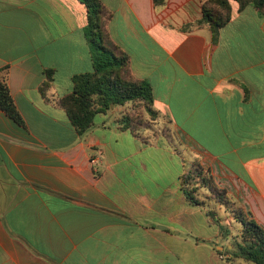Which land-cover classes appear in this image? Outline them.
Returning a JSON list of instances; mask_svg holds the SVG:
<instances>
[{
	"label": "crops",
	"instance_id": "0c3cea01",
	"mask_svg": "<svg viewBox=\"0 0 264 264\" xmlns=\"http://www.w3.org/2000/svg\"><path fill=\"white\" fill-rule=\"evenodd\" d=\"M99 1L168 136L119 127L118 104L79 133L38 85L50 68L46 95H61L92 69L84 4L0 0V69L22 120L0 109V264H193L210 238L192 232L205 202L180 187L194 160L264 227V15L232 1L212 41L189 24L201 0ZM210 242L206 258L226 264L214 249L228 234Z\"/></svg>",
	"mask_w": 264,
	"mask_h": 264
},
{
	"label": "trees",
	"instance_id": "16d2710c",
	"mask_svg": "<svg viewBox=\"0 0 264 264\" xmlns=\"http://www.w3.org/2000/svg\"><path fill=\"white\" fill-rule=\"evenodd\" d=\"M86 9V23L83 33L90 47L92 69L75 73L71 76V89L57 96L46 95L50 86L51 69L44 70V78L38 90L54 105L62 108L71 124L80 133L92 123L96 111L113 105H124L116 117L119 127L128 128L142 139L140 130L150 128L157 118L156 109L152 107V91L148 81L131 74L128 57L108 36L106 23L111 12L99 0H79ZM238 9L251 5L258 13L264 15V0H201L200 16L190 22L192 26H206L211 40L216 39L218 29L230 17L231 2ZM165 0H152L154 6L163 4ZM142 108V112L139 110ZM0 109L16 122L21 117L10 96L6 74L0 69ZM160 130L168 136L166 126ZM149 132V131H148ZM156 133V132H149ZM180 187L188 202L202 204L204 198L198 196L199 189L206 190L205 196H211L219 203L228 201L226 190L219 187L207 168L193 163L180 176ZM219 198V199H218ZM232 215L239 222L238 232L227 252V260L239 257L255 264H264V227L256 222L239 204L231 209ZM211 214V211L208 210ZM221 252V249H217Z\"/></svg>",
	"mask_w": 264,
	"mask_h": 264
},
{
	"label": "rangeland",
	"instance_id": "374dc122",
	"mask_svg": "<svg viewBox=\"0 0 264 264\" xmlns=\"http://www.w3.org/2000/svg\"><path fill=\"white\" fill-rule=\"evenodd\" d=\"M139 110L142 112V108L139 107ZM165 122L162 120H158L157 118L154 119V121L151 122L150 128H147L145 130L149 132H157L160 133V130L162 128H165ZM144 130V129H142ZM141 131V130H140ZM193 163H198L202 166L201 163L198 162V160H194L186 169H188L190 166H192ZM203 167V166H202ZM204 168V167H203ZM219 187L224 188L223 186L217 184ZM203 191V192H202ZM206 190L203 188L199 189V195L200 197L204 198L205 205L204 207L200 206V210L197 215V224L195 222L193 223L192 232L195 234L203 235V236H210L209 239H205L206 244H200L198 246V252L193 254V259L197 257L196 260H193V264H214L218 260H214L213 258H206L207 254L210 252V241L211 239L216 235L218 238H222L223 235L228 234L229 241H232L235 239V234L238 232L239 229V222L236 221L232 215L231 209H235L236 205V196L233 193H230V196H228V201L225 202V206L222 203H219L213 197L211 196H205ZM219 199V198H218ZM207 210L211 211V214H207ZM196 225V226H195ZM218 230V233H217ZM215 231V233L212 234V232ZM216 241H214L215 243ZM185 249V248H184ZM216 255L219 253L217 249H214ZM223 251V249H221ZM225 252V251H223ZM191 259V257H190ZM222 259L226 264H241V261H245L241 258H238L236 260L233 258L232 260H227V254L223 255ZM219 262V261H218ZM250 264H255L254 262L248 261Z\"/></svg>",
	"mask_w": 264,
	"mask_h": 264
},
{
	"label": "water",
	"instance_id": "95a60500",
	"mask_svg": "<svg viewBox=\"0 0 264 264\" xmlns=\"http://www.w3.org/2000/svg\"><path fill=\"white\" fill-rule=\"evenodd\" d=\"M109 106H112V104H111V103H109Z\"/></svg>",
	"mask_w": 264,
	"mask_h": 264
}]
</instances>
